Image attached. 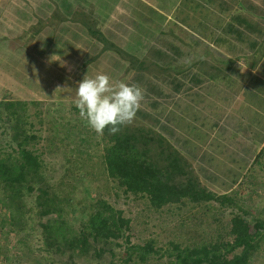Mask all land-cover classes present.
<instances>
[{"label": "crops", "instance_id": "0c3cea01", "mask_svg": "<svg viewBox=\"0 0 264 264\" xmlns=\"http://www.w3.org/2000/svg\"><path fill=\"white\" fill-rule=\"evenodd\" d=\"M94 26L136 62L105 48ZM98 72L146 90L136 119L218 195L247 173L231 177L222 159L249 171L264 147V0H0L1 100L74 101L79 82ZM58 87L61 99L41 96Z\"/></svg>", "mask_w": 264, "mask_h": 264}, {"label": "trees", "instance_id": "16d2710c", "mask_svg": "<svg viewBox=\"0 0 264 264\" xmlns=\"http://www.w3.org/2000/svg\"><path fill=\"white\" fill-rule=\"evenodd\" d=\"M90 29L105 48L136 62L95 26ZM19 103L8 102V117ZM14 113L0 129V230L17 237L15 264H251L264 247V210L252 232L247 220L254 212L242 200V194L250 196L247 192L256 186V169L264 171V147L236 188L218 195L201 181L193 161L136 118L115 135L105 129L102 151L95 152L98 157L93 159L91 141L72 149L66 139L56 137L58 142L54 139L49 146L35 148L39 136L29 123L21 126V113ZM85 132L83 141L91 137L88 129ZM54 160L65 169L57 185L49 182ZM71 175L77 183L67 185ZM216 204L235 210L229 231L220 228ZM171 205L178 209L177 230L162 216L151 219L153 213L171 215ZM206 213L215 235L210 241L205 239L209 233L202 215ZM150 227L162 229L167 237L199 231L205 237L176 243L157 238ZM224 235L235 237L230 246Z\"/></svg>", "mask_w": 264, "mask_h": 264}, {"label": "rangeland", "instance_id": "374dc122", "mask_svg": "<svg viewBox=\"0 0 264 264\" xmlns=\"http://www.w3.org/2000/svg\"><path fill=\"white\" fill-rule=\"evenodd\" d=\"M211 8V7H209ZM28 78H24V82L26 83L25 87H27V90L30 89V86H35L33 85V82H30L32 80H27ZM27 80V81H26ZM41 83H39L37 86H39ZM17 90H20V94L22 93V96H31L32 94H27V92H24V88L20 89L19 87H17ZM29 91V90H28ZM45 93H41V96L43 97H47L49 99H51L52 97H58V99H61L62 94L61 92H56L53 91L52 93H49L47 89H44ZM66 93V92H64ZM38 92H34V95H37ZM64 99L67 98L66 94H64ZM54 100V99H52ZM18 100L13 99L10 101H6V100H1L0 99V129L3 130L5 129L4 126H2V121H8L10 120L14 115L12 112V117H8V113L11 110L9 108L8 102H17ZM61 102V103H60ZM60 104V105H59ZM31 107V110H30ZM75 105H74V101L73 100H59V101H48L47 103H39L36 105L30 104V106H23L22 104H17L15 105V109H17V111H15L16 113L15 116H18L19 113H21V122H19V124H21V126H24V124L29 123L32 127V131L36 133V135L39 136L40 140L37 141L34 144L35 148H44L46 146H49L51 140H54L59 137V138H63L66 139V145L71 146V148L75 147V145H78L80 143H86V142H90L92 145L91 148V153L94 154L93 155V159H96L98 157V154L102 151V138L101 135H98L94 130H92L87 122L80 117L79 112H77L75 110ZM29 110V111H28ZM26 111H28V117L25 114ZM27 117V118H26ZM15 121V120H13ZM11 122V121H10ZM86 122V124H85ZM85 127L90 131V138H86L87 140L83 141L84 138L87 136L85 130ZM13 128H15V125H13ZM249 135L250 138L252 140L253 145L257 144V139L256 133L253 132L252 129V125L249 126ZM69 135H66V134ZM244 133L241 134L238 138H240L241 136L243 137ZM69 136V138L67 137ZM0 138L3 139L1 137L0 134ZM0 142H3L2 140H0ZM58 142V140H57ZM60 144V141L59 143ZM249 145V144H248ZM72 148V149H73ZM98 153V154H95ZM49 160H51L49 157H47ZM226 158H223L221 161L222 164V169H224L225 171H228L227 174H229L231 177H235L238 174V172H240L241 174L243 173H248V164L243 165L240 162H236L231 164L230 161H226ZM226 161V162H224ZM53 162H56V164H54ZM52 163L53 168H52V174L53 177L51 179V181L49 180V182L52 184L53 182L56 183V185L58 183H60V180L62 178V176H64L65 174V169L61 166L62 163L57 162L56 160H54ZM63 162V161H61ZM64 164V163H63ZM253 165V164H252ZM251 165V166H252ZM196 168V167H195ZM257 174H258V181L256 182V186H252L251 189L249 190V192L251 195L249 196V194H242V200L243 203L245 205H248L249 207H251L253 209L254 215L248 217L247 220V224L250 227V229L252 230V232H255V228L259 227V220L257 219L258 217H260V212L264 210V171L260 170V169H256ZM66 183H68L67 185L71 184V183H77V179L74 177V175H71L70 179L65 180ZM87 187V185H86ZM257 187V192L254 193V190ZM236 188V187H235ZM90 189V188H89ZM92 190V189H91ZM89 191V190H87ZM89 193H91L89 191ZM124 201V200H122ZM126 207V206H123ZM140 206L135 207V211L137 209H139ZM170 207V208H169ZM169 212H173L171 215H160V214H155L153 213L151 219L152 221H154V219L156 220L159 216L163 217V221L165 219V223L171 227L173 226L176 230L178 229V227L175 225L179 222L180 218L178 217V213L176 210H178L175 205H171L169 206ZM211 208V207H210ZM233 208L230 206H223L221 207L219 204L215 205V211L217 214H219V218L221 219V224L222 226L220 228L225 229L227 231L230 230V220L235 212H233ZM173 218V219H169V218ZM210 215L208 213L202 215L203 220L205 221V228L207 229V233L208 236H206L205 239L207 240H212L215 239V235L211 234L212 230L211 228H209V220H210ZM161 218V217H160ZM179 218V219H178ZM164 223V224H165ZM213 226V225H212ZM5 229H3L2 231L0 230V264H15V258L17 257V251L16 249H14V244H15V240H16V236L12 235L11 233L4 231ZM224 230V231H225ZM150 232H155V236L162 238V239H167V240H174L176 243H182V244H187V242H189L190 240H192V237H195V240H198V242L201 240V238H204V233L199 231L197 233V235H192V233H181L178 232L176 237L173 236H169L167 237L166 234H164V232H162V229H156V230H152V227L149 228ZM162 234H161V233ZM144 235V234H143ZM151 235V233H150ZM157 237V238H158ZM235 237L230 236V235H224L223 236V241L225 242V244L228 246H230V244H232V242L235 240ZM160 239V240H162ZM167 240H162L161 242H165ZM237 240V238H236ZM25 264H31V261H26ZM34 264H45L44 262H35ZM251 264H264V247L261 249V251L259 252V254H257L254 258Z\"/></svg>", "mask_w": 264, "mask_h": 264}, {"label": "clouds", "instance_id": "9594fccd", "mask_svg": "<svg viewBox=\"0 0 264 264\" xmlns=\"http://www.w3.org/2000/svg\"><path fill=\"white\" fill-rule=\"evenodd\" d=\"M53 55L51 61H57ZM62 90L57 88L56 92ZM146 90L138 83L115 80L110 75L98 72L86 74L76 88L74 104L79 115L98 135L105 129L115 135L122 125L131 124L142 108Z\"/></svg>", "mask_w": 264, "mask_h": 264}]
</instances>
